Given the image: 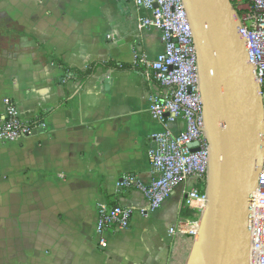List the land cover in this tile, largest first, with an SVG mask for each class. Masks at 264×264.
Masks as SVG:
<instances>
[{
	"label": "crops",
	"instance_id": "obj_1",
	"mask_svg": "<svg viewBox=\"0 0 264 264\" xmlns=\"http://www.w3.org/2000/svg\"><path fill=\"white\" fill-rule=\"evenodd\" d=\"M146 16L133 0H0V124L9 97L34 126L21 140L0 139V264H184L192 238L168 229L189 218L183 191L198 182L147 216L143 195L117 186L127 174L157 176L147 148L159 126L147 96L164 90L141 72L143 56L164 45L159 29L138 27ZM49 55L77 69L108 60L137 69L98 67L80 83ZM100 203L133 210L128 228L104 233L105 247L95 231Z\"/></svg>",
	"mask_w": 264,
	"mask_h": 264
},
{
	"label": "built area",
	"instance_id": "obj_2",
	"mask_svg": "<svg viewBox=\"0 0 264 264\" xmlns=\"http://www.w3.org/2000/svg\"><path fill=\"white\" fill-rule=\"evenodd\" d=\"M137 8L150 12L138 19L139 28H156L161 32L164 48L154 58L143 56L145 80L157 84L164 93H150L147 109L159 130L152 134L147 151L148 160L157 176L143 182L135 175H123L119 188H135L146 200L141 215L158 210L177 187L187 180L204 183L209 159V147L203 136L201 95L198 86L197 57L191 25L182 0H133ZM240 19L239 34L246 41L248 62L254 69L260 87L264 117V0H229ZM4 116L0 124V139L18 141L31 136L34 126L21 119L14 101L3 98ZM197 142V150L190 144ZM264 153V130L261 136ZM205 191L191 187L183 191V205L192 217L180 219L169 229V235L198 232L201 213L206 207ZM133 210L129 207L100 203L97 206L95 231L97 245L106 246L104 233L108 229H126L131 224ZM250 251L248 264H264V154L257 175V186L250 207Z\"/></svg>",
	"mask_w": 264,
	"mask_h": 264
},
{
	"label": "water",
	"instance_id": "obj_3",
	"mask_svg": "<svg viewBox=\"0 0 264 264\" xmlns=\"http://www.w3.org/2000/svg\"><path fill=\"white\" fill-rule=\"evenodd\" d=\"M196 49L206 207L184 264H248L250 207L263 159V103L229 0H182ZM197 142L190 148L197 150Z\"/></svg>",
	"mask_w": 264,
	"mask_h": 264
},
{
	"label": "trees",
	"instance_id": "obj_4",
	"mask_svg": "<svg viewBox=\"0 0 264 264\" xmlns=\"http://www.w3.org/2000/svg\"><path fill=\"white\" fill-rule=\"evenodd\" d=\"M49 59L54 62L55 64H57L58 66H60L63 71H64V79L65 80H74V81H79L80 83L85 82L90 76H92L95 72V70L98 67H102L104 69H108V68H112V69H117V70H130V69H137L135 66L129 65V64H120L117 63L113 60H108V61H94L92 63H90L86 68L84 69H77V68H71L69 67L67 64H65L63 62L62 59L54 56V55H49L48 56ZM139 70V69H138ZM51 110H47L45 112H41L35 122L40 123L43 120V117H45ZM198 189L199 191H203L204 190V183H198ZM192 211L188 208H185L183 210V216L186 217H192Z\"/></svg>",
	"mask_w": 264,
	"mask_h": 264
}]
</instances>
